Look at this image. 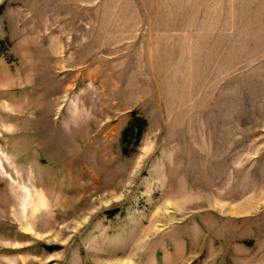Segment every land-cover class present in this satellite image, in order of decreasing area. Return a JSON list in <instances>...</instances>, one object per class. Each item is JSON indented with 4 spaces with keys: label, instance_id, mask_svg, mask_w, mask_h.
<instances>
[{
    "label": "rangeland",
    "instance_id": "obj_1",
    "mask_svg": "<svg viewBox=\"0 0 264 264\" xmlns=\"http://www.w3.org/2000/svg\"><path fill=\"white\" fill-rule=\"evenodd\" d=\"M0 41V264H264V0H0Z\"/></svg>",
    "mask_w": 264,
    "mask_h": 264
},
{
    "label": "trees",
    "instance_id": "obj_2",
    "mask_svg": "<svg viewBox=\"0 0 264 264\" xmlns=\"http://www.w3.org/2000/svg\"><path fill=\"white\" fill-rule=\"evenodd\" d=\"M2 42L0 41V44ZM146 128V121L138 117L135 112L131 115V120L128 122L126 128L122 133V144L125 147L127 141L133 137L135 138L136 143L140 140L144 130ZM125 149V148H124Z\"/></svg>",
    "mask_w": 264,
    "mask_h": 264
}]
</instances>
